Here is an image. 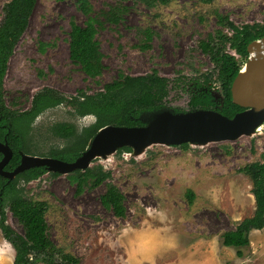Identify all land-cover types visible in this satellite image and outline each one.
I'll list each match as a JSON object with an SVG mask.
<instances>
[{
	"label": "rangeland",
	"instance_id": "rangeland-1",
	"mask_svg": "<svg viewBox=\"0 0 264 264\" xmlns=\"http://www.w3.org/2000/svg\"><path fill=\"white\" fill-rule=\"evenodd\" d=\"M8 1L0 0V21ZM90 2L92 15L101 20L96 32L103 53L101 74L89 76L70 57L72 22L83 25L86 20L78 1L37 0L8 60L3 82L8 107L28 109L34 94L44 87L71 97L80 90L100 91L121 72L144 75L156 70L170 79L167 106L186 111L196 78L220 97L217 70L200 47L201 40L220 27L218 14L228 15L238 25L264 24V0H171L154 5L144 0ZM120 5L124 7L121 18L107 20L104 14ZM228 50L238 60L246 59L235 49ZM95 119L93 114H74L67 102L47 109L32 124L29 154L49 156L51 146L65 144L49 133L53 123L69 121L80 129ZM259 129L236 139L188 146L155 142L140 150L120 147L91 162L90 167L101 164L110 172L107 181L85 185L82 190L71 181L70 173L53 171L22 185L28 196L47 203L51 239L78 256L80 264H264V255L253 256L250 248L245 257H239L235 248L221 243L223 232L255 211L253 181L244 166L263 159L264 123ZM108 181L125 196V216H117L102 204ZM5 211L7 222L24 233L11 210L6 207ZM160 211L165 214L163 222ZM145 227L165 229L161 234L171 236L173 243L161 244L148 254L150 258L138 253L135 261L130 260L126 242L134 233L125 229ZM260 238L264 239V229L252 234L254 243L264 247ZM14 257L15 249L0 229V264H14Z\"/></svg>",
	"mask_w": 264,
	"mask_h": 264
},
{
	"label": "trees",
	"instance_id": "trees-1",
	"mask_svg": "<svg viewBox=\"0 0 264 264\" xmlns=\"http://www.w3.org/2000/svg\"><path fill=\"white\" fill-rule=\"evenodd\" d=\"M37 0H9L3 7V18L0 21V140L7 137L13 150V156L6 169L13 170L21 161V153H32L31 130L35 119L47 109L67 102L74 114L85 116L93 114L95 121L78 128L75 123L58 121L49 127V133L61 139L64 145L51 146L46 155L73 161L87 148L90 140L100 128L106 125H143V116L161 112L165 109L173 112L184 111L167 106L170 93V79L160 75L156 70L144 75L120 73L114 80L106 83L104 88L95 93L80 92L67 97L51 87L37 91L31 106L25 110H15L4 103L3 82L8 60L15 45L26 30L29 18ZM78 8L86 15L83 25L72 22L70 30V57L79 64L89 76L96 77L104 68L103 53L96 38L101 20L92 15L90 0H77ZM124 1V0H120ZM151 5L168 4L171 0H144ZM124 7L113 6L106 12L107 20L117 22ZM220 27L207 39L201 40L200 47L207 53L218 73L220 97H216L210 86L195 79L189 100V109H216L233 117L244 108L233 102L232 83L240 68L246 62L248 45L264 36V24H236L228 15L218 14ZM229 30V31H228ZM147 39H151L148 32ZM146 43L145 46H148ZM144 46V45H143ZM235 49L246 59L240 61L228 48ZM182 145L188 146V143ZM126 149H130L125 146ZM263 159L244 166V170L253 181L252 192L255 197V211L252 216L239 221L234 229L221 235V243L236 248L240 257H245V250L250 246V234L254 229L264 228V152ZM45 166H37L20 172L12 180L0 175V229L15 249L14 264H80V258L58 246L49 235L45 217L48 205L45 201L35 200L25 193L23 183L39 178L45 173ZM58 173V172H53ZM111 176L104 171L101 164L77 169L69 174L77 189L85 185H99ZM192 195V193H191ZM123 192L112 182H107L106 190L101 195L104 207L113 210L117 216L126 215ZM8 207L24 227V233L16 231L8 222Z\"/></svg>",
	"mask_w": 264,
	"mask_h": 264
},
{
	"label": "water",
	"instance_id": "water-1",
	"mask_svg": "<svg viewBox=\"0 0 264 264\" xmlns=\"http://www.w3.org/2000/svg\"><path fill=\"white\" fill-rule=\"evenodd\" d=\"M259 44H264V36L248 45V58L232 83L233 102L244 108L233 117L216 109L198 108L182 112L165 109L143 116L146 122L143 125L103 126L83 153L73 161L22 152L21 161L13 170L5 169L13 155L5 137L3 141L0 140V155L3 154L0 159V175L12 180L18 173L37 166L67 174L77 169L85 170L98 155L112 153L124 146L140 150L155 142L179 145L236 139L242 134H253L264 123V57H255L252 52Z\"/></svg>",
	"mask_w": 264,
	"mask_h": 264
},
{
	"label": "clouds",
	"instance_id": "clouds-1",
	"mask_svg": "<svg viewBox=\"0 0 264 264\" xmlns=\"http://www.w3.org/2000/svg\"><path fill=\"white\" fill-rule=\"evenodd\" d=\"M158 217L161 222H163L165 219L163 211L159 212ZM129 231L133 232L134 235L128 237L126 247L129 252V258L133 261L136 260L138 253L144 254L142 258H150L148 254L154 251L161 244L171 245L173 243V238L171 236L165 237L161 234L165 231L163 228L145 227L139 229H125V232Z\"/></svg>",
	"mask_w": 264,
	"mask_h": 264
},
{
	"label": "crops",
	"instance_id": "crops-1",
	"mask_svg": "<svg viewBox=\"0 0 264 264\" xmlns=\"http://www.w3.org/2000/svg\"><path fill=\"white\" fill-rule=\"evenodd\" d=\"M264 229V228H263ZM263 229H254V230H252V232H251V234H250V246H249V248L251 249V252H252V254H253V256H256V257H260V255H264V247L263 246H261L260 244L258 245H256L255 243H254V241L252 240V234L255 232V231H261V230H263ZM260 242H263V244H264V239L263 238H260V240H259ZM258 243V242H257ZM223 246H225V247H227V248H232V246H226V245H223ZM233 248H235V247H233ZM236 249V248H235ZM258 255V256H257ZM240 257V256H239Z\"/></svg>",
	"mask_w": 264,
	"mask_h": 264
},
{
	"label": "bare ground",
	"instance_id": "bare-ground-1",
	"mask_svg": "<svg viewBox=\"0 0 264 264\" xmlns=\"http://www.w3.org/2000/svg\"><path fill=\"white\" fill-rule=\"evenodd\" d=\"M252 52L255 57H264V44H259L253 49ZM243 70L245 71V67L243 68ZM259 128H261V126Z\"/></svg>",
	"mask_w": 264,
	"mask_h": 264
},
{
	"label": "flooded vegetation",
	"instance_id": "flooded-vegetation-1",
	"mask_svg": "<svg viewBox=\"0 0 264 264\" xmlns=\"http://www.w3.org/2000/svg\"><path fill=\"white\" fill-rule=\"evenodd\" d=\"M13 156V155H12ZM2 157H3V154L1 153V155H0V159H2ZM11 159V158H10ZM9 162V161H8ZM7 162V163H8ZM7 165V164H6ZM6 167V166H5ZM6 169V168H5ZM6 170H8V169H6ZM14 179V178H13Z\"/></svg>",
	"mask_w": 264,
	"mask_h": 264
}]
</instances>
